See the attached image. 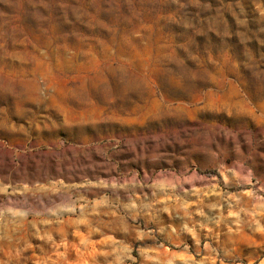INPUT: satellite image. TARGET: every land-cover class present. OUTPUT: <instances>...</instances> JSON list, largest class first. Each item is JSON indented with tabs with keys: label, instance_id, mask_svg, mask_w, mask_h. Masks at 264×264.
I'll return each mask as SVG.
<instances>
[{
	"label": "rangeland",
	"instance_id": "rangeland-1",
	"mask_svg": "<svg viewBox=\"0 0 264 264\" xmlns=\"http://www.w3.org/2000/svg\"><path fill=\"white\" fill-rule=\"evenodd\" d=\"M0 264H264V0H0Z\"/></svg>",
	"mask_w": 264,
	"mask_h": 264
}]
</instances>
